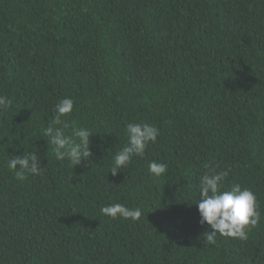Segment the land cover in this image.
Returning a JSON list of instances; mask_svg holds the SVG:
<instances>
[{
    "label": "trees",
    "instance_id": "1",
    "mask_svg": "<svg viewBox=\"0 0 264 264\" xmlns=\"http://www.w3.org/2000/svg\"><path fill=\"white\" fill-rule=\"evenodd\" d=\"M0 94V264H264V0H0ZM66 97L93 132L74 167L43 136ZM141 122L157 142L113 175ZM25 151L43 176L8 169ZM205 165L255 193L246 240L208 243ZM114 203L142 215L101 213Z\"/></svg>",
    "mask_w": 264,
    "mask_h": 264
},
{
    "label": "clouds",
    "instance_id": "2",
    "mask_svg": "<svg viewBox=\"0 0 264 264\" xmlns=\"http://www.w3.org/2000/svg\"><path fill=\"white\" fill-rule=\"evenodd\" d=\"M11 104L12 101L7 96L0 94V111L7 110ZM73 108V99L66 97L60 100L54 106L53 117L43 132V136L48 138L47 142L53 146L56 159L66 158L71 167L92 156L89 138L93 134L90 129L78 127L74 121L70 124L64 119L72 113ZM69 129L70 134H66ZM125 132L127 144L116 152L109 170L113 175L127 167L133 156L143 157L149 145L156 143L159 136L158 127L146 122L128 123ZM7 167L20 181L25 180L27 174L43 176L46 171L33 151L11 156ZM205 168L209 171L200 177L201 197L196 204L201 217L200 223H206L212 229L207 232L208 243L214 244L217 234L246 240L250 227H255L260 220L259 203L255 193L249 188L242 189L239 184H233L230 190H225V180L229 172L217 171L209 165H205ZM148 171L150 175L160 177L167 173L168 165L153 160L148 164ZM101 213L114 219L122 217L132 221L139 220L142 215L139 208H128L120 203L102 207Z\"/></svg>",
    "mask_w": 264,
    "mask_h": 264
}]
</instances>
